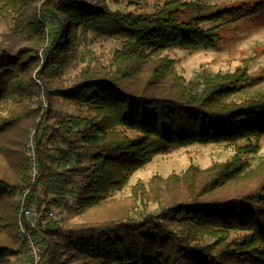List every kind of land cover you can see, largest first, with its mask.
<instances>
[{"label":"trees","instance_id":"obj_1","mask_svg":"<svg viewBox=\"0 0 264 264\" xmlns=\"http://www.w3.org/2000/svg\"><path fill=\"white\" fill-rule=\"evenodd\" d=\"M108 7L106 0H0V16L13 23L0 43V137L25 123L27 141L30 127H39L40 174L30 204L39 186L52 195L41 200L45 214L74 193L80 215L108 200L160 153L248 142L227 163L205 171L190 165L183 176L164 182L154 178L168 194L156 198L164 200L159 213L39 227L35 234L45 246L41 264H264V166L247 192L212 196L244 179L246 156L259 151L264 94L231 99L248 83L245 69L206 75L191 86L175 60L163 56L172 47H217L220 35L204 22L264 18V1L199 17L190 11L200 6L184 0L142 13ZM89 31L122 39L112 66H88L71 85L59 84ZM35 75L44 83L39 91L48 109L34 105ZM58 98L75 113L59 117ZM29 162L25 156L17 176L0 171V228L15 231L10 241L0 238V264H13L11 257L26 250L17 197L28 185ZM176 185L188 194L177 195Z\"/></svg>","mask_w":264,"mask_h":264},{"label":"rangeland","instance_id":"obj_2","mask_svg":"<svg viewBox=\"0 0 264 264\" xmlns=\"http://www.w3.org/2000/svg\"><path fill=\"white\" fill-rule=\"evenodd\" d=\"M94 1V0H93ZM168 0H106V4L112 11L142 13L152 12L162 6ZM187 3L199 5L194 8L191 14L195 16H209L220 10L236 7L240 4L254 6L264 0H184ZM13 23L10 19L0 16V43L11 32ZM205 28H216L220 40L215 48L186 49L183 47H172L167 49L163 56H169L175 60L176 69L185 81L193 86L196 82L203 81L206 75L217 73H233L238 69H245L250 78L242 91L234 94L231 99L242 101L253 95L264 94V18L254 15H246L240 19H221L206 21ZM122 45V39L111 36H99L94 31H89L83 38L82 47L78 58L61 76L59 84L69 86L76 80L81 72L88 68L112 66L115 51ZM41 56L42 53H41ZM38 84V93L35 96V106L42 104V110L48 109L47 97L39 90L43 87L42 80L34 76ZM56 111L59 117L62 114L75 113V109L68 102L58 98L56 100ZM53 122V120L51 121ZM20 124L16 129L7 132L0 137V171L5 170L12 176L27 156L29 161L33 154L38 157L36 134L39 129L36 124L30 127V136L27 141L24 139L23 127ZM28 126V125H27ZM46 131V130H44ZM248 141L241 140L231 142H220L211 144H194L188 147L176 148L167 153L156 155L150 163L131 173L126 184L114 191L112 195L86 213L78 215L76 211V194L71 193L66 198V204L61 207L49 206V212L54 216L45 214L39 227L47 224L57 223L63 226H77L86 223H100L102 221L126 217L128 215L139 217L142 213H159L162 199L160 196H167L165 189H161L160 182H164L171 175L183 176L190 165L196 166L199 170L212 167L216 163H227L236 155L238 145H245ZM260 149L255 154L246 156L247 167L244 179L232 182L225 190L212 194L213 197L232 196L238 193L247 192L255 186V178L260 174L258 169L264 166V137L259 142ZM34 150V151H33ZM30 163V162H29ZM30 166V165H29ZM28 166V167H29ZM202 172H198L200 174ZM30 175V167L29 173ZM162 180L158 183L157 179ZM182 185L181 183H179ZM179 185V186H180ZM176 185V188L179 187ZM177 195L188 194L181 186ZM36 201L33 202L37 208L45 209L47 205L41 202L42 199H50L52 195H46L44 188L39 186L36 191ZM148 198V199H147ZM147 202L144 204V202ZM21 203V193L17 197V204ZM164 204V203H163ZM15 236L14 229L0 228V238L12 240ZM25 239V238H24ZM26 241V240H25ZM21 242H19L20 245ZM45 247V246H44ZM27 250V244H26ZM21 255L11 257L13 264H30L27 251ZM43 263H45L43 261ZM47 264V263H46Z\"/></svg>","mask_w":264,"mask_h":264},{"label":"built area","instance_id":"obj_3","mask_svg":"<svg viewBox=\"0 0 264 264\" xmlns=\"http://www.w3.org/2000/svg\"><path fill=\"white\" fill-rule=\"evenodd\" d=\"M34 151V150H33ZM30 176L27 187L21 194V223L20 230L26 240L27 255L30 259V264H41L43 261L44 245L35 231L39 229L40 223L43 221L44 209L37 208L34 204H30L29 196L36 190L40 168L38 158L33 154L30 159ZM49 217H53L54 213L50 212Z\"/></svg>","mask_w":264,"mask_h":264}]
</instances>
